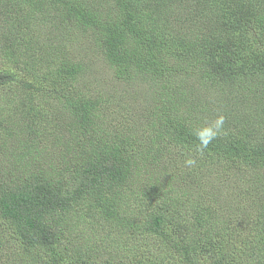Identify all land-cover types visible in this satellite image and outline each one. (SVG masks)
I'll use <instances>...</instances> for the list:
<instances>
[{"label":"trees","instance_id":"obj_1","mask_svg":"<svg viewBox=\"0 0 264 264\" xmlns=\"http://www.w3.org/2000/svg\"><path fill=\"white\" fill-rule=\"evenodd\" d=\"M0 264H264V0H0Z\"/></svg>","mask_w":264,"mask_h":264},{"label":"rangeland","instance_id":"obj_2","mask_svg":"<svg viewBox=\"0 0 264 264\" xmlns=\"http://www.w3.org/2000/svg\"><path fill=\"white\" fill-rule=\"evenodd\" d=\"M102 68H103V66H100V67L98 68V71H102Z\"/></svg>","mask_w":264,"mask_h":264}]
</instances>
